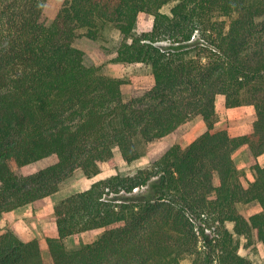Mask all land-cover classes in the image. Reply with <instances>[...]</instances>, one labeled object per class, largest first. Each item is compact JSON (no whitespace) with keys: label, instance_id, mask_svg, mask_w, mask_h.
<instances>
[{"label":"trees","instance_id":"16d2710c","mask_svg":"<svg viewBox=\"0 0 264 264\" xmlns=\"http://www.w3.org/2000/svg\"><path fill=\"white\" fill-rule=\"evenodd\" d=\"M46 2L0 0V217L56 193L78 169L96 177L116 149L136 161L139 141L177 135L201 116L208 131L186 150L177 143L134 175L96 181L58 203V236L47 238L53 262L254 264L237 237L264 244V166L254 164L245 187L233 155L242 146L264 154V0H65L52 23ZM143 13L154 24L137 34ZM111 27L123 36L115 62L152 69V87L129 101L125 80L86 65L75 46ZM219 95L227 108H255L251 134L213 131ZM52 155L57 163L27 171ZM252 202L262 210L246 218L237 205ZM93 229L104 232L67 248V238ZM0 264H44L39 240L3 233Z\"/></svg>","mask_w":264,"mask_h":264},{"label":"rangeland","instance_id":"374dc122","mask_svg":"<svg viewBox=\"0 0 264 264\" xmlns=\"http://www.w3.org/2000/svg\"><path fill=\"white\" fill-rule=\"evenodd\" d=\"M64 1L65 0H47L45 5V15L49 18L50 23H52L58 15ZM175 4L176 1H172L166 4L161 11L170 14L171 9ZM153 24L154 16L143 13L139 17L135 31L137 34L149 31L153 27ZM122 41L123 36L121 33L116 28L111 27L104 32L103 37L99 40H92L85 36L79 37L75 41V46L85 52L86 65L102 67V72L107 75H111L110 73L113 72L123 74L124 77L121 79L126 82L124 84L125 95L130 94L132 99L135 91L152 87L154 84V78L150 66L144 64H119V62H115ZM217 98V110L219 112L218 121H221L224 118L230 120V114H236V117H232V120L235 118V121H233L232 124L227 122V127H235L238 129L241 125L240 116L243 113L249 117H247L248 119L246 123H251V120L249 119H251L253 114L257 117L255 109V112H248L246 106L229 109L226 107L224 101L221 102V99H219L221 97ZM201 122L204 124V121H199L196 117L192 118L189 120L188 124L182 128L179 134L172 135L167 141L161 139L147 143L139 141L138 146L141 152V157L132 163L124 161L120 150L116 149L114 157L101 165V173L94 178L86 177L80 169L76 170L71 177L61 182L59 190L56 193L25 205L24 208H20V210H13L4 213L0 217V235L7 231H12L22 240L27 242L34 239L39 240L44 264H54L48 247L47 238L51 237L55 230H57L54 208L58 203L75 193L88 189L96 181L106 179L116 174L126 176L134 175L138 170L146 168L159 160L169 150V143L171 141H174L175 144H180L182 149L186 150L187 148L183 147V144L187 141L186 137H188L191 132H200L202 125ZM255 158L257 160L258 157ZM261 158L264 161V154L261 155ZM57 161V156L52 155L34 163L27 171L37 172L57 163ZM238 161V168L243 174V179L245 181H248L249 177L252 175L255 176V171L253 169L255 161L253 159L249 163V161H247V159L245 160L244 156L241 155ZM256 163H258V161H256ZM242 164H244V167H240L243 166ZM12 168L17 172H20L15 164H12ZM215 179L217 182L218 176H216ZM238 209L246 218H250L253 214L261 211V206L257 202L246 204L240 203ZM227 226L233 231L234 223L228 222ZM103 232L104 229H93L82 232L67 238L65 243L69 250H75L84 244L94 242ZM237 238L240 241L239 252L241 255L251 260L254 264H264V244L262 242L258 241L254 235L250 237L238 236ZM180 264H192V257H185Z\"/></svg>","mask_w":264,"mask_h":264},{"label":"crops","instance_id":"0c3cea01","mask_svg":"<svg viewBox=\"0 0 264 264\" xmlns=\"http://www.w3.org/2000/svg\"><path fill=\"white\" fill-rule=\"evenodd\" d=\"M119 64H121V63H119ZM114 73V74H113ZM113 73H110L111 75L110 76H113V77H117V78H123L124 77V75L123 74H121V73H118V72H113ZM125 86V85H124ZM124 86H123V98H124V100H129V99H131V95L130 94H128V95H125V92H124ZM218 97H221V98H219V99H221V102H225V104H226V101H225V96H223V95H219ZM224 97V98H223ZM217 101H218V98H217ZM229 109H236V108H229ZM246 109L248 110V112H255L254 111V107L253 106H250V105H248V106H246ZM217 113H219L218 112V110H217ZM199 121H204L203 120V118L201 117V116H195ZM232 117H236V114H230V116H229V119L230 120H228L227 118H224V119H222L221 121H217V123L215 124V127H214V130L213 131H221V130H227L228 132H229V134H230V136L231 137H239V136H244V135H248V134H251L252 132H253V123H255V121H256V115L255 114H253V116L251 117V119H249V120H251V123H246V121H247V119L249 118L248 116H246V114H242L240 117H241V121H240V126H239V128L237 129V128H235V127H227V122H230L231 124L233 123V121H235V118H233V120H232ZM248 117V118H247ZM202 119V120H201ZM189 122V121H188ZM188 122L187 123H185V124H183L180 128H179V131H181L182 130V128L186 125V124H188ZM202 123V125H201V131L200 132H191L190 134H189V136L188 137H186V142L183 144V147L184 148H187L193 141H195V140H197L199 137H201L204 133H206L207 131H208V128H207V125L205 124V122H204V124H203V122H201ZM172 135H174V134H172ZM172 135H169V136H167V137H165V138H163V139H161V140H164V141H167L168 139H170V137L172 136ZM179 142V141H178ZM180 143V142H179ZM170 145H169V149L175 144L174 143V141H171L170 143H169ZM241 155H243L244 156V158H245V160L247 159V161H249V163H250V161H252V159L255 161V163H256V161H258V163L261 165V166H264V161L262 160V158H261V156H259L258 158H257V160H256V158L255 157H253V154L251 153V150H250V148L248 147V146H242V147H240L235 153H234V155H233V159H234V161H235V163H236V165L238 166L239 165V158L241 157ZM243 166H240V167H244V164H242ZM254 179H255V177H254V175H252L251 177H249V180L248 181H245L244 179H243V184H244V186L245 187H248V185H249V183L250 182H252V181H254ZM240 204V203H239ZM239 204L237 205V207L239 206ZM21 208H24V206L23 207H21ZM16 210H20V208H18V209H16ZM262 210V209H261ZM23 211V210H22ZM260 212V211H259ZM58 236V230H55V232L51 235V237H57Z\"/></svg>","mask_w":264,"mask_h":264}]
</instances>
